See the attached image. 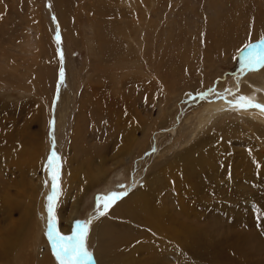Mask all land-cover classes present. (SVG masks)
<instances>
[{
    "label": "rangeland",
    "instance_id": "obj_1",
    "mask_svg": "<svg viewBox=\"0 0 264 264\" xmlns=\"http://www.w3.org/2000/svg\"><path fill=\"white\" fill-rule=\"evenodd\" d=\"M261 40L264 0H0V245L15 234L0 247V264L14 263L21 230L41 218L43 243L31 245L40 259L53 253L46 234L53 151L61 233L90 220L87 245L96 223L161 171L151 184L163 186L154 195L164 210L160 231L142 217L121 220L123 232L154 235L148 244L159 264H264L263 130L230 113L191 131L207 101L232 97L226 89L239 94L243 79H264V68L243 63L244 45ZM193 134L223 144L218 161L203 167L216 182L175 172L174 157ZM112 191L127 195L98 215L97 197ZM39 201L36 219L22 225L21 209ZM87 248L89 264H98ZM136 254L132 264H152L144 247Z\"/></svg>",
    "mask_w": 264,
    "mask_h": 264
},
{
    "label": "bare ground",
    "instance_id": "obj_2",
    "mask_svg": "<svg viewBox=\"0 0 264 264\" xmlns=\"http://www.w3.org/2000/svg\"><path fill=\"white\" fill-rule=\"evenodd\" d=\"M259 77H260V75H259ZM243 82L245 84L243 85V87L240 88L239 94H237V95H241V94L246 95V96L254 98L259 103H264V79L261 82H257V84L252 83L251 81H248V80L246 81L245 79H243L241 84ZM261 88H263V89H261ZM256 93H258V96H255ZM232 99H233V96L232 97H220V98H218V99L216 98L212 101H207V104L203 105L202 108H200L198 110V116L196 117V126H195L194 130H191L192 133H196V132H198V134L200 132L202 133L203 129L205 127L209 126V124H211V123L213 124L214 122L218 121L219 118H221V117L229 118L230 113L233 114V117L235 116L237 119H239L241 121H243L244 119H249V117H250L251 119H249L248 121H250L251 123L254 124L252 126L253 131L256 133H259L260 130H263V132H264V112H261L260 110H258L256 108H249V109H252V112L251 111L247 112V110H246L245 112H247V114L242 113L243 112L242 110L238 111V110L231 108L229 106L227 101H230ZM207 100H211V99H207ZM258 124H260V125H258ZM230 131H232V130H230ZM241 136H242V134H241ZM259 136L260 135H258V137ZM191 137H193V138H191L189 143H187V141L185 142L183 140L184 143L182 146H186L187 144H189V147L186 149H184V147H182L184 150H180L174 157V163L173 164L176 165L175 172L177 173L180 171L183 174L185 173L184 175L187 176L188 180L196 179L199 183H202L204 180L209 182L210 181L209 178H211L212 176L209 177V175H207V173H206L208 171V169H207V171H205L203 169V167H206V168L212 167L213 164L218 161V157H220L219 150H222L223 144L220 145L222 142L217 141V139H218L217 136H206L205 139H201V138H199L198 135L195 137L193 134V136H191ZM213 137H216L217 139L213 138ZM260 137H262V136H260ZM188 139H189V137H188ZM222 139H224V138H222ZM226 142H227V139H226ZM99 166H100V163H99ZM160 173H161V171L153 173V175L150 176L151 177L150 180L146 179L144 186H142L137 192L130 194L127 199H125L124 201H122L119 204V206H117L115 209H112L99 222L97 221L98 223H96V226H94L91 229V232L89 234L90 237H89L87 245H90V247L92 248V252L94 253V257H95L96 261L98 262V264H132L133 263L132 259L133 258L135 259L137 257L136 253H137V250L140 249V247H144L146 249L147 253L151 254L152 264H159L160 263V262H158V260L161 259V256H158L157 252H155L154 249L149 248V244H148L151 240L150 237H154V235L151 234L152 236L145 237V236H142V234H140V233H142L141 231H140V233L137 232L141 236L136 235V233L131 235V234H128L126 232H123V230H122V228H123V226H122L123 222L122 221H124V220L125 221L126 220H128V221L133 220L134 221V220H138V218L143 217V219H140V220L141 221L143 220V224L147 225L148 230L153 231V232L154 231H158V232L160 231V229H161L160 224L162 223L161 217H162V213L164 212V210H163V208L161 209L160 206L158 208L157 204H155L154 201H156V200H155L154 195H155V192H161L163 189V186H157V187L151 186V184H155V182L157 180H159ZM184 175L182 177H184ZM97 176L98 175L96 173V176H94V177H97ZM211 179L215 182L217 181L213 178H211ZM94 182H96V181H94ZM210 184L211 183H208V184L206 183V186H210ZM171 186L174 188L175 191L178 190V187H177L178 185L176 183H172ZM196 186H199V185H196ZM93 187H95V186H91L89 188H93ZM192 187L193 186H188V188H190V189ZM211 187L214 188V186H212V185H211ZM169 188H170V186H169ZM194 192H196V191L194 190ZM225 194L226 193H220V195L224 196V197H225ZM78 195H80V194H78ZM195 195H196V193H195ZM213 196H214V194H211L212 198H213ZM153 197H154V200L152 199ZM209 197H210V195H209ZM40 199H41V197H40ZM178 202H179V200H178ZM178 202H176L177 205H178ZM179 204H181V203L179 202ZM182 204H186V203H182ZM30 205H31V203H30ZM30 205H27L26 208L21 209V224L24 226H25V220L27 221L28 219L33 218L34 216L36 219L35 214L38 210L37 207H39V205H40V201H39L38 205H37V202H35L34 205L32 203L31 207H30ZM40 207H42V206H40ZM178 208H180V207H178ZM213 215H214V213H213ZM110 217L112 219H115V221L111 220ZM41 219H40L41 225H39L36 222V224H37L36 229H35V222L30 227L28 226L27 227L28 229H26L25 231H22L21 230L22 227H21V229H20L21 230V243L15 241L16 246H17V251H16V254L14 255V263L13 264H19L20 263L18 260V257H21V264H58V261L56 260L54 254L49 249H47L46 251L43 252V254H41L42 255L41 259L38 256H36V254H35V247L34 246L39 245V243L40 244L43 243V241H42L43 236L42 235H43L44 228L46 229V227L43 226L44 223L41 221ZM140 220H139V222H140ZM121 226H122V228H121ZM164 227H163V229H164ZM95 229H96V231H95ZM9 233H10V231H9ZM14 235H12V233L8 235V233H7L6 237L8 238V240H5V242H3L2 245L5 247L6 246L8 247V241L10 240V236H14ZM141 237H145L148 239L146 241L138 242ZM45 238H46V236H45ZM162 238H164V237H162ZM31 244H33L34 246H32ZM2 245H0L1 250H2ZM162 247H166V245L162 244ZM93 249H95V250H93ZM150 251H152V252H150ZM3 257H4V254L0 255V258H3ZM148 263H149V261H148ZM146 264H147V262H146Z\"/></svg>",
    "mask_w": 264,
    "mask_h": 264
},
{
    "label": "snow or ice",
    "instance_id": "obj_3",
    "mask_svg": "<svg viewBox=\"0 0 264 264\" xmlns=\"http://www.w3.org/2000/svg\"><path fill=\"white\" fill-rule=\"evenodd\" d=\"M57 41L59 42V36H57ZM244 49V69H247L248 71H256L259 68H264V50H262L264 49V40H261L255 44H245ZM212 91L213 89H208L209 93ZM225 92L233 96L232 100L227 101L231 108H234L238 111L256 108L261 112H264V103H259L254 98L246 95H236L235 93H232L230 89H226ZM200 97L204 98L205 94L201 93ZM56 160L57 153L53 151L48 159L51 179V194L47 197L48 232L46 234L52 245L53 254L58 261V264H89V261L92 259V255L88 251L86 238L91 221H74L72 232L68 235L61 233L56 224V217L54 215V202L57 201L60 193L58 184L60 176L59 166L56 165L53 167ZM120 187H123V185ZM126 195V191H112L107 195L98 196V215H106L109 208L116 201Z\"/></svg>",
    "mask_w": 264,
    "mask_h": 264
}]
</instances>
